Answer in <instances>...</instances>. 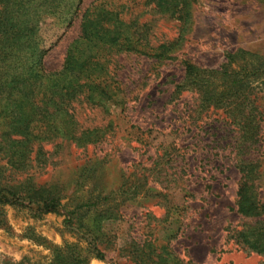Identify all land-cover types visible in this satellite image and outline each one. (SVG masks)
<instances>
[{
	"label": "rangeland",
	"instance_id": "1",
	"mask_svg": "<svg viewBox=\"0 0 264 264\" xmlns=\"http://www.w3.org/2000/svg\"><path fill=\"white\" fill-rule=\"evenodd\" d=\"M92 1L83 0L82 8ZM138 11L140 22L151 25L155 41L173 39L179 32L176 20L151 14L150 7ZM187 23L175 59L119 58L129 104L103 117V123L113 121V133L84 149L61 142V162L37 176V183L63 191L56 211L0 208V264H49L57 249H86L82 239L78 242L91 236L84 229L95 236L105 256L101 261L87 253L88 264H156V256L168 253L183 264H264V256L228 238L231 230L253 221L236 212L239 173L233 128L218 112L198 113L192 94L172 96L183 77V61L219 70L234 51L264 60V0H195ZM76 32V25L67 31L51 24L41 28L43 47H51L43 58L47 70L60 69ZM259 105L264 111V98ZM90 114L79 122L100 123L101 115ZM261 142L264 151V130ZM88 159L95 163L94 179L84 183L79 173ZM260 170L255 186L264 204V155ZM98 194L109 199L96 211L78 210L71 226L64 223L75 204L89 195L93 202ZM148 245L156 250L151 263L141 255Z\"/></svg>",
	"mask_w": 264,
	"mask_h": 264
},
{
	"label": "trees",
	"instance_id": "2",
	"mask_svg": "<svg viewBox=\"0 0 264 264\" xmlns=\"http://www.w3.org/2000/svg\"><path fill=\"white\" fill-rule=\"evenodd\" d=\"M82 1L0 0V208L33 206L37 213H49L61 206L63 191L58 185L37 183V176L61 162V142L84 149L113 133V121L103 123V117L122 112L129 104L119 58L134 55L155 63L175 59L195 0H93L83 8ZM146 7L153 15L179 23L173 39L155 41L151 25L140 22L138 10ZM48 24L66 31L76 25L77 30L60 69L54 71L43 65L51 47H43L40 31ZM226 60L219 70L183 61V77L172 96L192 94L198 113L218 112L233 128L239 173L236 212L253 221L231 230L228 238L243 250L264 256V204L255 186L264 155V111L259 105L264 98V60L236 51ZM90 113L101 115L100 123L81 124V116ZM84 162L79 174L85 183L94 179L95 163ZM107 199L98 194L92 202L87 196L65 213L64 223L71 226L78 210L96 211ZM84 231L90 238L79 237L76 231L74 235L86 249L78 245L57 249L49 264H88L87 253L104 260L95 236ZM146 248L141 255L151 263L156 250L152 245ZM156 257V264H183L172 253Z\"/></svg>",
	"mask_w": 264,
	"mask_h": 264
}]
</instances>
